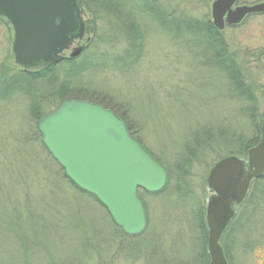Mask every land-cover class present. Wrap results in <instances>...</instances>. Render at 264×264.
<instances>
[{
    "label": "rangeland",
    "instance_id": "374dc122",
    "mask_svg": "<svg viewBox=\"0 0 264 264\" xmlns=\"http://www.w3.org/2000/svg\"><path fill=\"white\" fill-rule=\"evenodd\" d=\"M157 1L164 25L162 18L134 9L143 44L141 57L129 71L100 63L78 80L128 116L135 136L165 169L173 171L178 153L186 141L189 147L195 145L199 132L210 130L217 150L206 152L203 164L193 166L189 188L182 194L176 190L173 172L161 192L141 191L146 229L138 237L126 236L95 198L64 176L43 146L38 120L31 114L33 95L41 97L64 82L63 66L30 78L25 84L29 90L0 95V264H205L201 252L204 247L207 252L205 215L211 195L207 178L225 152L217 135L225 130L251 139L253 124L264 120V13L219 34L246 72L245 85L251 88L246 95L232 89L228 76L214 65V52L205 50L203 31L196 36L186 27L187 20L211 22L214 0ZM260 1L240 0L239 5ZM82 9L88 32L80 46L93 42L92 47L108 58L123 53L127 45L123 35ZM168 23L173 29L166 28ZM13 39L11 23L0 17V90L10 77L23 72L14 58ZM39 102L42 115L59 105L57 99ZM238 216L226 240L231 264H264V199L258 206L248 199Z\"/></svg>",
    "mask_w": 264,
    "mask_h": 264
},
{
    "label": "water",
    "instance_id": "95a60500",
    "mask_svg": "<svg viewBox=\"0 0 264 264\" xmlns=\"http://www.w3.org/2000/svg\"><path fill=\"white\" fill-rule=\"evenodd\" d=\"M238 0H214L213 23L237 25L252 13H264V3L235 6ZM0 16L15 31V61L26 73L37 74L64 59L62 53L84 38L86 22L78 0H0ZM75 48L72 58L82 53ZM42 142L69 179L94 195L127 235H139L146 215L138 189L161 190L166 170L133 138L113 110L84 99L64 100L38 122ZM264 173L262 141L248 150V160L227 156L211 169L207 184L213 193L206 207L210 264H228L220 238L245 199L251 181Z\"/></svg>",
    "mask_w": 264,
    "mask_h": 264
},
{
    "label": "trees",
    "instance_id": "16d2710c",
    "mask_svg": "<svg viewBox=\"0 0 264 264\" xmlns=\"http://www.w3.org/2000/svg\"><path fill=\"white\" fill-rule=\"evenodd\" d=\"M79 3L87 12H91L96 21H105L114 33L123 35V37L127 40L126 49L123 53L108 58V54L97 51L94 47H92L93 42H89L84 53L79 58L73 60L66 59L59 64V66H63L64 71L66 72V79L64 82H62L54 90L42 94L41 97L36 95L31 97V114L36 120H39L43 116L41 114L39 100L48 99L52 101V99H57L60 103L68 98L87 99L93 102L101 103L105 107L112 108L115 112H117V114L125 120L133 136L141 143L139 138L135 136V130L131 125L128 116L121 114L114 107H111V105H106L102 97L99 96L97 92L89 91L90 89L85 88V85L78 80V78L82 77L85 72H88L93 65L97 66L100 63H102L104 67H108L110 69L129 71L133 63L141 57L143 44V31L141 30V25L138 24L136 20L137 18L135 16L134 9H138L141 15L153 18H162L161 23L163 25L166 23V19L163 14L164 11L157 0H79ZM165 26L168 29H173L172 26H170V23ZM186 27L188 30H193V34L196 36L201 35L199 32L203 31L204 34H202V36L206 37L204 42L206 44L205 50L214 52V59H212L214 65L217 66V69L228 76L230 87L232 89L235 88L236 91L249 95L251 93V88L248 85H245L246 72H244L241 65L237 63L233 53L229 50L227 43L219 36V32L215 29L212 22L208 21L198 24L197 21L187 20ZM98 40L99 36L97 35L95 43H97ZM55 68L56 66H53L37 75H29L24 72L16 73L4 83L3 88L0 90V95L2 96L4 94V96H6L7 94L14 92L16 89L24 88L29 90L25 84L30 78L47 76L50 72L54 71ZM75 79H77L76 84H73V80ZM101 99L103 101H101ZM252 113L256 112L253 111ZM209 131L199 132L195 137V145L189 147L187 145L188 142L186 141L181 149V152L178 153L179 157H176L177 161L173 166V171H171L169 167L166 168L168 173V184L172 179L171 173L173 172L175 175L176 190L181 194L189 188V186L187 187V178L190 175L193 166L196 163L203 164L206 158V152H209L210 150H217L214 148V141H210L212 133ZM234 133L235 132L224 130L222 133L217 135L219 136L220 143L224 145L223 148L225 150L224 154L217 157L218 160L228 155L246 156L247 150L259 141L261 123L258 122L253 124L254 137L251 139H244L241 135L236 136ZM206 136L208 137L207 141L204 138ZM202 152L205 157L201 155ZM64 176L74 187L80 190L69 180L65 173ZM80 191L87 194L82 190ZM141 191L142 190H139L140 198ZM92 197L95 198L94 196ZM95 200L97 199L95 198ZM200 221V226H202V223L204 224V217H200ZM231 228L232 226L226 231V235H229L232 230Z\"/></svg>",
    "mask_w": 264,
    "mask_h": 264
},
{
    "label": "flooded vegetation",
    "instance_id": "af4514ba",
    "mask_svg": "<svg viewBox=\"0 0 264 264\" xmlns=\"http://www.w3.org/2000/svg\"><path fill=\"white\" fill-rule=\"evenodd\" d=\"M260 2H264V0H262V1H260ZM253 4H255V3H253ZM238 5V4H237ZM248 5H252V4H248ZM251 16V15H250ZM250 16H248L247 18H249ZM246 18V19H247ZM237 27V26H239V25H236V26H229V25H226V27ZM253 111H255V110H253ZM255 114V113H254ZM263 127H264V120H263V122L261 123V134L259 135V141L257 142V144L262 140V137H263ZM248 194H249V199L250 198H252L253 199V203H255V205L257 204V206L259 205V203H260V201H263V199H264V173L260 176V177H258V178H254L252 181H251V184H250V187H249V192H248ZM256 207V206H255ZM255 209V212H256V208H254ZM254 209H253V213H254ZM251 215H252V213H250ZM236 216H238V213H237V215ZM236 218H239V216L238 217H236ZM138 237V236H137ZM231 238V236H228V235H226V236H223L222 238H221V241H220V243H221V246H222V248H223V250H224V254H225V257H226V259H227V262H228V264H231V261H230V257H229V251H228V246L230 247V245L229 244H226V243H224L223 242V239L224 240H229ZM235 239V238H234ZM205 242V243H204ZM203 243L204 244H206V239H204L203 240ZM205 246V245H204ZM207 252H206V249H205V247H204V249L203 250H205V252H201V254L204 256V258L206 259L205 260V264H210V262H211V257H210V254H209V251H208V241H207Z\"/></svg>",
    "mask_w": 264,
    "mask_h": 264
}]
</instances>
